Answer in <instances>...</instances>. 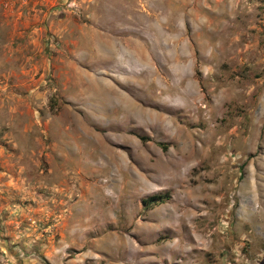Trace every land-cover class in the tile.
Instances as JSON below:
<instances>
[{
	"label": "rangeland",
	"instance_id": "rangeland-1",
	"mask_svg": "<svg viewBox=\"0 0 264 264\" xmlns=\"http://www.w3.org/2000/svg\"><path fill=\"white\" fill-rule=\"evenodd\" d=\"M0 264H264V0H0Z\"/></svg>",
	"mask_w": 264,
	"mask_h": 264
},
{
	"label": "bare ground",
	"instance_id": "bare-ground-1",
	"mask_svg": "<svg viewBox=\"0 0 264 264\" xmlns=\"http://www.w3.org/2000/svg\"><path fill=\"white\" fill-rule=\"evenodd\" d=\"M191 3H192V2H191ZM184 5H185V4H184ZM189 6H190V5H189ZM139 27H140V26H139ZM120 29H121V28H120ZM132 33H133V32H132ZM137 33H138V32H137ZM108 35H109V34H108ZM89 42H90V41H89ZM131 52H132V51H131ZM134 52H135V51H134ZM134 54H135V53H134ZM81 64H82V63H81ZM142 91H143V90H142ZM111 93L113 94L112 91H111ZM145 104H146V103H145ZM128 105H129V104H128ZM153 105H154V104H153ZM189 105H190V104H189ZM125 108H126V107H125ZM128 118H129V117H128ZM130 119H131V117H130ZM125 120H126V119H125ZM127 121H128V120H127ZM157 123H158V122H157ZM159 123H160V122H159ZM121 124H122V123H121ZM160 124L162 125V123H160ZM153 125H154V124H153ZM120 126H121V125H120ZM156 126H157V125H156ZM158 126H160V125L158 124ZM162 126H163V125H162ZM176 127H177V126H176ZM177 128H178V127H177ZM122 129H123V128H122ZM125 131H126V130H125ZM99 138H100V137H99ZM105 138H106V137H105ZM105 138H104V139H105ZM107 138H108V137H107ZM100 139H101V138H100ZM97 141H98V140H97ZM100 142H101V141H100ZM102 144H103V143H102ZM102 144H101V145H102ZM102 146H103V145H102ZM102 146H101V147H102ZM104 146H105V145H104ZM100 149H103V148H100ZM189 151H190V150H189ZM110 153H111V152H110ZM110 153H109V155L111 156ZM188 155H190V154H188ZM168 157H169V156H168ZM113 158H114V157H112V159H113ZM185 158H186V157H185ZM169 159H171V158L164 159V161H165V160H168V161H169ZM173 159H174V158H173ZM164 161H163V164H164ZM168 161H167V163H168ZM173 161H175V160H173ZM173 161H171V162H173ZM177 161H178V160H176V163L174 162L175 165L177 164ZM179 161H180V160H179ZM161 163H162V162H161ZM180 163H181V162H180ZM165 164H166V163H165ZM178 165H179V164H178ZM178 165H177V166H178ZM180 165H181V164H180ZM164 166H165V165H164ZM168 166H169V163H168ZM148 169H149V167H148ZM162 169L164 170V168H162ZM159 172H160V170H159ZM176 173H178V172H176ZM180 174H181V173H180ZM178 176H179V175H178ZM148 178H149V177H148ZM158 178H159V177H158ZM170 178H171V177H169L168 180H169ZM172 178H173V177H172ZM179 178H180V177H179ZM156 180L158 181V179H156ZM159 180H160V179H159ZM161 180H162V179H161ZM170 181H171V180H170ZM167 182H168V181H167ZM173 182H174V181H173ZM173 182H172V183H173ZM174 183H176V182H174ZM169 184H170V183H169Z\"/></svg>",
	"mask_w": 264,
	"mask_h": 264
},
{
	"label": "trees",
	"instance_id": "trees-1",
	"mask_svg": "<svg viewBox=\"0 0 264 264\" xmlns=\"http://www.w3.org/2000/svg\"><path fill=\"white\" fill-rule=\"evenodd\" d=\"M164 199H165V197H163L162 195H155V196L149 198L148 200L145 199L143 201V203H144V205H148V204L153 205V204H158V203L162 202Z\"/></svg>",
	"mask_w": 264,
	"mask_h": 264
}]
</instances>
